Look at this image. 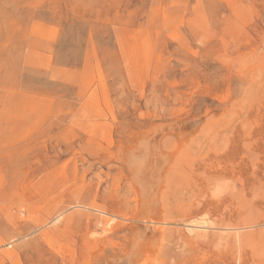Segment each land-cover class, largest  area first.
Here are the masks:
<instances>
[{
	"label": "rangeland",
	"instance_id": "374dc122",
	"mask_svg": "<svg viewBox=\"0 0 264 264\" xmlns=\"http://www.w3.org/2000/svg\"><path fill=\"white\" fill-rule=\"evenodd\" d=\"M0 264H264V0H0Z\"/></svg>",
	"mask_w": 264,
	"mask_h": 264
},
{
	"label": "bare ground",
	"instance_id": "6f19581e",
	"mask_svg": "<svg viewBox=\"0 0 264 264\" xmlns=\"http://www.w3.org/2000/svg\"><path fill=\"white\" fill-rule=\"evenodd\" d=\"M154 132L156 131L154 130ZM155 138L156 134H153L152 138L147 134L146 136H143V139H138L136 146L131 148L130 154L123 158L125 165L130 170V178L138 184L136 190L138 194L144 198V201H153V198L156 195V193H154L155 188L157 189L160 180V176L157 172L160 160L158 157L154 158L148 153L149 149L155 150L158 147V142H155ZM144 214H146V212H144ZM239 221L240 222L237 223L238 225L234 226L237 231L233 235L232 242L239 241L240 236L245 235L244 232L240 233L239 229L243 230V228L246 227L247 222L243 218ZM187 225V228H189L190 231L194 230L195 228L201 229L204 226L203 223L195 221L194 223H189ZM7 254L8 256L10 255V253Z\"/></svg>",
	"mask_w": 264,
	"mask_h": 264
}]
</instances>
